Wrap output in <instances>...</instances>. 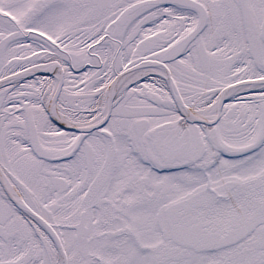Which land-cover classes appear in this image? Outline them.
Returning a JSON list of instances; mask_svg holds the SVG:
<instances>
[{"label": "snow or ice", "instance_id": "6c2138e0", "mask_svg": "<svg viewBox=\"0 0 264 264\" xmlns=\"http://www.w3.org/2000/svg\"><path fill=\"white\" fill-rule=\"evenodd\" d=\"M0 264H264V0H0Z\"/></svg>", "mask_w": 264, "mask_h": 264}]
</instances>
